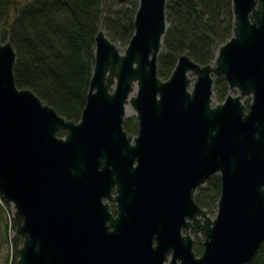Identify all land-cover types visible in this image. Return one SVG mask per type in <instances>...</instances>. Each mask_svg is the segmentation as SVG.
<instances>
[{
	"label": "water",
	"instance_id": "1",
	"mask_svg": "<svg viewBox=\"0 0 264 264\" xmlns=\"http://www.w3.org/2000/svg\"><path fill=\"white\" fill-rule=\"evenodd\" d=\"M166 1L138 0L123 50L97 30L78 120L16 85V52L0 36V194L22 237L15 264H164L170 250L168 264H247L264 241V0H231L232 34L213 60L181 53L161 78ZM218 74L240 92L213 102ZM213 173L209 217L194 193ZM113 189L115 216L101 200ZM190 225L204 234L199 254L181 231Z\"/></svg>",
	"mask_w": 264,
	"mask_h": 264
},
{
	"label": "trees",
	"instance_id": "2",
	"mask_svg": "<svg viewBox=\"0 0 264 264\" xmlns=\"http://www.w3.org/2000/svg\"><path fill=\"white\" fill-rule=\"evenodd\" d=\"M129 1L130 6L118 5L117 0H0V36L9 39L16 52V85L30 88L60 114L78 120L94 65L95 34L102 27L119 46H125L134 30L138 4ZM165 11L167 28L157 56L161 78L169 76L181 53L201 64L212 61L218 45L232 34L231 0H167ZM228 91L224 76L216 75V101ZM123 126L128 133L136 132V118L125 117ZM57 133L62 135L63 130ZM219 193L220 177L213 173L197 187L194 199L211 211ZM10 242L16 256L21 235L15 233ZM201 249L202 241L197 240L194 250ZM247 264H264V241Z\"/></svg>",
	"mask_w": 264,
	"mask_h": 264
},
{
	"label": "rangeland",
	"instance_id": "3",
	"mask_svg": "<svg viewBox=\"0 0 264 264\" xmlns=\"http://www.w3.org/2000/svg\"><path fill=\"white\" fill-rule=\"evenodd\" d=\"M133 1H136L138 3V0H133ZM117 4L118 5H125V6L131 5L129 0H122V1L117 0ZM100 28H102V27H100ZM124 47L125 46H119L120 50H123ZM189 75L191 78V82L189 84V87H191L192 81L195 78V74L190 72ZM135 91H136V88H134V90L131 92V95L135 94ZM229 92L238 93L240 91L237 88H230ZM212 97H213V102H216V99L214 98L213 94H212ZM241 98H242L244 103L249 104V102L251 100V94H242ZM128 116H131V117H134L137 119L136 111L130 103L128 104V111L125 113V117H128ZM0 196L2 197L1 194H0ZM216 209H217V204L213 208V210H211V211L206 210L207 215L209 217H213L216 213ZM14 210H15V207H14L13 202L8 201L5 198H3V199L0 198V264H15V263H13V260L14 259L17 260V258L19 256V252H17L16 256L14 255V250H13L11 242H10V239L14 236L15 233H17V231H16L17 221L14 217ZM199 217L201 219L203 218V216H201V215H199ZM189 232H190V234H192L195 237L196 240L202 241L203 236H204L202 231L193 229L190 226ZM199 252H196V253H199Z\"/></svg>",
	"mask_w": 264,
	"mask_h": 264
},
{
	"label": "flooded vegetation",
	"instance_id": "4",
	"mask_svg": "<svg viewBox=\"0 0 264 264\" xmlns=\"http://www.w3.org/2000/svg\"><path fill=\"white\" fill-rule=\"evenodd\" d=\"M133 24H134V22H133ZM168 77V76H167ZM230 89V88H229ZM229 92V91H228ZM245 104V103H244ZM248 107V106H247ZM246 106H245V108H247ZM136 121H137V119H136ZM124 127V126H123ZM63 130V129H62ZM127 131V130H126ZM64 133V132H63ZM128 133V132H127ZM137 133V130H136V132H134V133H129V134H131V135H134V134H136ZM101 200L103 201V202H105L106 204H107V210L109 211V213H111V215L112 216H115L116 214H117V211H118V207H117V200H116V198H115V191H114V189L112 190V192H111V196L110 197H107V196H103L102 198H101ZM107 223H110V219H108L107 220ZM193 229H195L192 225H190ZM189 226V227H190ZM112 228V226H109V229H111ZM181 231L183 232V233H185V232H187V231H189V228H185V227H182L181 228ZM190 233V232H189ZM192 235V234H191ZM192 237H193V249H194V245H195V243H196V239H195V237L192 235ZM153 242L155 243V239L153 240ZM202 248H203V239H202ZM202 251V249L200 250V252ZM194 252H195V250H194ZM199 252V253H200ZM199 253H196L195 252V254H199ZM171 255H172V252H171V250L167 253V258L163 261V263L164 264H168V263H170L171 262ZM175 264V263H174Z\"/></svg>",
	"mask_w": 264,
	"mask_h": 264
},
{
	"label": "bare ground",
	"instance_id": "5",
	"mask_svg": "<svg viewBox=\"0 0 264 264\" xmlns=\"http://www.w3.org/2000/svg\"><path fill=\"white\" fill-rule=\"evenodd\" d=\"M135 83H136V82L133 83V88H132L131 92L134 90ZM128 104H129V103H126V105H125V106H126V112L128 111ZM129 110H130V109H129Z\"/></svg>",
	"mask_w": 264,
	"mask_h": 264
}]
</instances>
